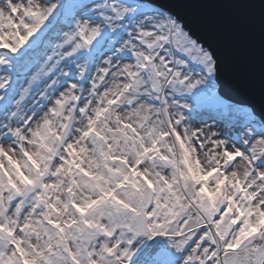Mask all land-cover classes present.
<instances>
[{"label": "snow or ice", "instance_id": "obj_1", "mask_svg": "<svg viewBox=\"0 0 264 264\" xmlns=\"http://www.w3.org/2000/svg\"><path fill=\"white\" fill-rule=\"evenodd\" d=\"M145 0H0V264H264V116Z\"/></svg>", "mask_w": 264, "mask_h": 264}, {"label": "water", "instance_id": "obj_2", "mask_svg": "<svg viewBox=\"0 0 264 264\" xmlns=\"http://www.w3.org/2000/svg\"><path fill=\"white\" fill-rule=\"evenodd\" d=\"M213 52L222 93L264 116V0H145Z\"/></svg>", "mask_w": 264, "mask_h": 264}, {"label": "rangeland", "instance_id": "obj_3", "mask_svg": "<svg viewBox=\"0 0 264 264\" xmlns=\"http://www.w3.org/2000/svg\"><path fill=\"white\" fill-rule=\"evenodd\" d=\"M198 43H200V42H198Z\"/></svg>", "mask_w": 264, "mask_h": 264}]
</instances>
